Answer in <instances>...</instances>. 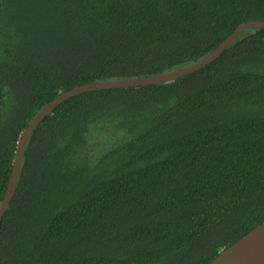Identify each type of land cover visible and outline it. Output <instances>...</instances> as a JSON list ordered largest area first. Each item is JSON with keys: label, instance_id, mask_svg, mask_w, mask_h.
<instances>
[{"label": "trees", "instance_id": "obj_1", "mask_svg": "<svg viewBox=\"0 0 264 264\" xmlns=\"http://www.w3.org/2000/svg\"><path fill=\"white\" fill-rule=\"evenodd\" d=\"M264 0H0V207L34 117L190 67ZM264 223V29L173 82L72 97L30 137L0 264H211Z\"/></svg>", "mask_w": 264, "mask_h": 264}, {"label": "water", "instance_id": "obj_2", "mask_svg": "<svg viewBox=\"0 0 264 264\" xmlns=\"http://www.w3.org/2000/svg\"><path fill=\"white\" fill-rule=\"evenodd\" d=\"M248 29H264V21H250L241 25L207 57L190 67L143 79L119 80L79 86L60 94L56 99L47 104L39 113H37L28 127L21 134L12 176L5 198L0 207V226L16 192L27 143L38 126L60 104L72 97L88 92L136 88L140 86H151L173 82L179 78L198 72L212 64L244 31ZM211 264H264V223L224 250Z\"/></svg>", "mask_w": 264, "mask_h": 264}]
</instances>
